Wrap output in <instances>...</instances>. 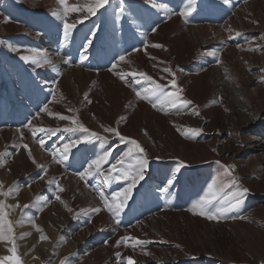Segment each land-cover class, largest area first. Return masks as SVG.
<instances>
[{
    "label": "rangeland",
    "instance_id": "1",
    "mask_svg": "<svg viewBox=\"0 0 264 264\" xmlns=\"http://www.w3.org/2000/svg\"><path fill=\"white\" fill-rule=\"evenodd\" d=\"M4 1L6 10L0 9V12L19 27L6 32L0 23V131H3L0 134V264H16V258L19 264H32L35 259L37 264H127L128 257L132 258L133 264H236L229 255L231 258L228 260L221 257L220 250L223 252V249L231 247L221 231L214 232V239L212 235H205L212 256L205 251L197 253L196 248L204 247V239L195 220L191 219V222L198 232L195 234L192 230L188 236L182 234L184 227L180 226L184 222L180 215L193 208L194 199L188 194L190 187L185 188L187 193L179 195L177 201L164 193L163 198H169L161 200L162 194L150 189L152 183L157 188L167 186L177 162L183 161L175 151V147H179L176 143L182 138L183 142L190 144L194 153L205 150L199 145L210 146L211 141L216 140L217 150L209 149L205 157L217 155L223 160V174L227 168L236 180L244 183V188L249 189L240 205L229 212L239 213L242 209L245 215L250 213V218L258 224L262 222L263 228L260 225L259 230L250 227L249 234L241 233L242 239L233 233L232 238L243 258L246 256L251 264H260L256 258L249 256L244 245H254L256 242L250 236L260 239L264 230V0H230L227 4L223 0H175L170 17L188 10L190 15L185 20L190 28L209 27V35L204 31L200 37L196 36V46L192 47L193 50L199 48L208 65L202 67L196 64L194 67H198L199 71H194V67H183V71L189 72V82L191 77H200L223 60V69L209 78L214 88V100L210 99L214 103L207 105L206 111H213L219 106L223 119L219 122L217 116L210 115L208 119L204 117L205 124L202 126H185L193 135L200 131V137L194 141L188 139L189 135L183 137L178 127L164 125L163 131L158 132L162 143L170 148L169 155L165 156L160 154L154 140V145L150 143L146 119L133 123L131 103L125 102L123 109L106 111L98 106L102 101L101 95L108 94L107 89L102 88L108 87L111 82H118L119 76L115 71L119 65L127 74L118 57L126 56L127 48L133 42L137 43L134 38L140 29L147 30L140 23L137 26L141 27L135 28L138 16L133 18V15L149 16L150 6L143 7L132 0H123L127 11L121 14L120 7L117 9L116 6H121L122 0H109L106 9L98 10L107 17L99 28L100 36L112 37L124 24L129 34L126 38L132 42L118 46L116 49L120 51L117 55L109 53L99 68L96 65L88 68V72L76 81L70 78L71 82L75 81L72 84L66 77L67 70L80 67L77 66L78 59L70 66L66 64L65 55L57 56L54 43L61 34L54 32L53 25L60 21V17L52 20L51 17L39 16L36 10L25 12L21 9L24 6H18L11 0H0ZM82 12L87 15L86 9ZM164 23L167 22L160 24ZM214 28L222 29L223 34L220 31L217 34ZM39 30L45 33L37 35ZM88 30L93 31L90 25L82 28L77 35L83 34L81 39L84 36L87 38ZM48 31L54 37L43 43L39 37H44ZM14 43L19 47L33 46L34 43L36 47L46 46L52 63L45 66L40 76H36L38 63L27 61L31 56L20 57L9 53ZM41 50L37 48L36 51ZM113 51L115 48L111 47ZM137 56L144 59L141 53ZM58 57H62L63 71L58 76L47 74L48 67H53ZM107 62L111 65L107 66ZM167 66L172 67L170 63ZM110 67L115 68L113 72L109 71ZM95 68L99 72H92ZM173 73L179 87L186 77L179 76V71ZM151 78L155 80L153 76ZM103 81H107L103 87L97 86ZM189 82L183 89L185 93L192 85ZM134 87L139 89L138 85ZM75 90H79L80 94H76ZM81 101L85 102L87 113L85 106L80 105ZM194 107L197 108L196 115L202 118L204 110L201 104L196 103ZM122 110L128 114L126 118ZM71 118L75 119L74 123L70 122ZM123 121H127L125 126ZM177 125H180L179 122ZM142 128L141 138L132 137L137 135V129ZM122 134L126 140L123 144L116 138ZM142 138L150 141L147 146L153 151L154 158L147 157L145 152H138L135 156L124 157L123 165L113 170L112 165L120 155L126 153L127 148L134 147L130 141L138 143ZM73 141L75 145H72ZM65 144L70 145L69 155L62 160ZM105 151L110 152L109 159L100 164V171H97L92 162ZM143 158L148 160L147 169L150 168L149 172H145L147 180L137 193L130 194L126 207L117 217L110 206L119 203L116 194L123 193L129 183L123 178L113 180L111 177L132 171L134 161L137 163ZM203 159V155L197 153L191 163H184L187 178L191 179L194 174L206 169L201 162ZM171 248L174 252L170 251ZM183 248H189L184 257L180 252Z\"/></svg>",
    "mask_w": 264,
    "mask_h": 264
},
{
    "label": "bare ground",
    "instance_id": "2",
    "mask_svg": "<svg viewBox=\"0 0 264 264\" xmlns=\"http://www.w3.org/2000/svg\"><path fill=\"white\" fill-rule=\"evenodd\" d=\"M15 2L18 6H24L21 9H25V12H36L39 13V16H45L46 18H59L60 21H57L53 25L54 32L60 33V37H58L54 43L57 48V53L59 56L60 54L65 55L67 58L66 64L72 66L74 65L73 61L78 59L77 66L80 67V69L75 67H70L67 70L66 77L69 79L70 83H75L76 79L79 78V76L83 75L87 71L88 68H93L100 65L107 60V55L109 53L116 54L120 51V49H116L118 46L123 45H129L132 40L129 38H126L129 34L127 31H125V25L123 24L116 30V33H113L112 37H106V36H100V30L96 32V39L92 41V46L88 48V51L86 53L87 59L82 60L80 57V52H83L84 50L79 49L81 46L85 45V36L82 38L83 34L81 36H78L77 34L80 33V30L82 28H87L88 25L92 28V30H95V26H100L103 24V22L106 20V15L104 12H98L96 15H89L87 13L83 14L82 9H86L89 7H95V0H67V4H61L60 0H11ZM136 3H139V6L145 5L144 0H132ZM222 0H217V2ZM151 4H156V8H151L149 10V16L143 15L141 17L140 14L133 15V18H136L138 16V22L135 24L136 29L140 28L141 26H144L145 29H138L139 33L135 36L134 42L132 43L129 48H127V55L124 56V60H118L122 61V69L126 70L127 74H125L121 69L120 65L118 67V70L115 71V74L119 76L118 82L110 83L108 87L102 88L107 89L108 94L101 95L102 101L100 102V108L102 111L113 110L115 108L123 109V104L125 102L131 103L130 109H133L131 112L133 123L136 124L137 120H142L143 118L146 119L147 123L149 124L147 127L150 131V141L146 139H139L138 144L141 148L144 149L145 155L149 158H154L153 151L147 146V143H152L153 140L155 141V145L159 147L160 154L162 156L169 155L170 148H167L161 140L160 133L163 131V126L168 125L172 126L176 129L178 127V130L180 133H183V137L189 135L188 139L190 141L197 140L200 134V131L196 132L193 135V132L189 129L190 127L194 126H202L204 123V117L208 119L207 116L214 115L216 119L219 120V122L223 119L221 116L222 109L217 106V108L213 111H208V106L210 104H213L214 102L211 101L214 100L213 98V92L212 89L213 85L209 78H212V76L215 75V73L219 72L221 69H223V60L221 63L215 68L211 67L210 69H207L204 74L199 75L200 77L190 78L189 82V72L183 71L182 68H192L196 64L201 65L202 67H205L208 65V62H206L204 56L198 49H192L196 46L194 38L196 36H201L203 32L207 35H209L208 26H201L198 28H190L187 24V20H185L184 16H181V14H177L174 17H170L169 14L171 11H174L176 1L175 0H149L148 6L151 7ZM172 4V5H170ZM186 5V4H185ZM75 7L78 10L72 11L71 9ZM120 6L117 5L116 8L118 9ZM190 7V6H189ZM188 8V7H187ZM0 9L6 10V2H0ZM100 10V9H99ZM156 11V13L153 14V12ZM35 12V13H36ZM55 13V15H53ZM113 14V12H112ZM121 16V15H120ZM136 16V17H135ZM99 20V21H95ZM171 21L170 23H168ZM76 23V28L72 31V40L68 44H65L62 42V26L64 23ZM163 22H167L164 24H160ZM0 23L2 24L3 30L6 32L13 31L16 27H19L15 22H12L5 18V15L0 12ZM140 23L141 26L138 27L137 24ZM36 25V20L34 22ZM118 24L120 25V22L118 21ZM153 24L156 25L157 28L153 30L151 27ZM160 24L159 26H157ZM170 25V26H169ZM128 27V25H126ZM131 26H133L131 24ZM168 26V27H167ZM59 27V29H57ZM215 31L222 32L221 30L214 28ZM149 30H152L149 31ZM45 33V31H42ZM41 30H39L36 34L40 35L43 34ZM90 31H87V35H89ZM223 34V32L221 33ZM237 35V34H236ZM51 37H54L51 32H47L44 37L40 36L39 40L43 39V43L49 42V39ZM44 38L47 40L44 41ZM146 43V44H145ZM39 44V43H38ZM162 45V47H155L154 45ZM48 45V44H47ZM20 46V45H19ZM17 46V43L11 47H13L10 50V54H18L21 56H31L30 59L27 61H31L34 64L38 63L36 76H40V74L43 72V70L46 68V65H50L52 63L51 59L48 58L47 55V49L46 46L39 47L34 43L33 46L28 47H19ZM111 47L115 48V51L111 52ZM37 48H42L41 51H36ZM53 48V47H52ZM133 49H138L133 50ZM143 56L144 59H139V55ZM166 54V55H165ZM62 55V56H63ZM56 56V57H57ZM55 61V64L53 67H48L47 71L49 75H55L58 76L63 70L61 69V63H62V57H58ZM119 58V57H118ZM33 60V61H32ZM144 60V63L142 64V61ZM124 61V63H123ZM136 62L135 63H133ZM26 62V61H25ZM73 63V64H72ZM171 64V69L168 68L167 64ZM107 66H110L111 63L107 62ZM57 65V66H56ZM168 68L169 72H164L163 69ZM180 68V69H179ZM115 69V68H114ZM114 69H109L110 72H113ZM99 69L95 68V71L92 70V72H99L97 71ZM194 71H199L198 67H194ZM54 71V72H53ZM178 72L179 76H185L186 78L181 81V85L178 87H173L170 83V81L174 78L172 75L173 72ZM60 72V73H59ZM88 72V71H87ZM189 75V76H187ZM155 79L154 81L156 83H160L162 85H165V88L162 92L157 93L156 95H153L150 97V99H141V96L144 95V89H151L153 87V79L151 81L145 79L146 77H151ZM194 76V75H193ZM123 77V79L121 78ZM130 77V78H129ZM70 78H74V82L70 81ZM23 79V78H22ZM134 80V81H133ZM137 80L140 81V83H137ZM192 85H190L186 89V93L183 91L185 89L184 87L187 86L188 82ZM107 81H103V83H98L97 86L103 87ZM134 85H138L139 89H136ZM101 89V90H102ZM168 89H171V91H167ZM76 94H80V91H74ZM140 92V96H137L136 93ZM51 93V92H49ZM74 93V94H75ZM170 93H176L177 96L180 97L183 101H189V96L191 94L192 100L190 104H181L179 101L176 102V106H172V100L174 97L170 95ZM185 93V94H184ZM52 94V93H51ZM71 94V93H70ZM53 95V94H52ZM73 97V96H72ZM68 98V97H67ZM65 100V98L63 99ZM196 103L201 104V107L203 108L204 112H202V118L199 115H196L197 108L194 107ZM94 103H92L93 105ZM80 105L82 107L85 106V102L81 101ZM96 105V103H95ZM155 105V106H154ZM107 107V108H106ZM91 108V107H90ZM185 108V110L181 109ZM181 109V110H180ZM70 111V109H68ZM86 113L87 108L85 106ZM127 112V113H130ZM183 114V116H182ZM122 115L124 118L128 116V114L124 113L122 110ZM212 118V117H211ZM209 117V119H211ZM67 119V118H66ZM175 119V120H174ZM71 123L75 122V119H70ZM217 120V121H218ZM67 122V121H66ZM177 122H179V126L177 125ZM206 122V121H205ZM127 121H123L124 126L126 125ZM122 124V125H123ZM192 124V125H190ZM205 124V123H204ZM123 126V128H124ZM185 126H189V128H184ZM128 130V126L126 127ZM142 129H137V135H133L134 138H141L140 132H144ZM159 130V132H158ZM2 134L3 131H0ZM111 137V135H110ZM120 137H124L125 135H120L116 138H119V142L123 144L126 140L121 139ZM128 138V137H127ZM220 139V138H219ZM153 144V143H152ZM179 147H175L176 154L178 155L183 163H191V159L195 158V154H201L203 155V160L201 161L206 165V169L201 171L199 174H194L193 177L187 178V176L184 174L185 169L184 167H180V162H177V166L173 169V174L169 177V181L167 183V186L162 188H157L154 186V183L150 185V189L158 190V192L161 195L162 199H167L171 197L173 201L179 200V195L187 193L185 190L186 187H190L188 194L192 199H194L193 205L197 204L200 201L203 200H212L213 201V207L209 210L215 211L216 208H228L229 200H230V194L231 192L235 191L237 187L244 188V183L239 182L236 180L230 172L225 170V173L223 174V160L218 158L217 155H212L210 157H205V155L209 152V149L211 150H217V144L218 142L216 140L211 141L210 146L208 145H199L200 148L205 149L204 151H199L197 153H194L192 151V148L189 143L183 142L182 140H179L176 143ZM154 145V144H153ZM134 149L133 156H135L139 151L135 150V147H131ZM102 149V148H101ZM103 150V149H102ZM128 148L125 150L127 152ZM101 152V151H100ZM102 154V153H101ZM132 157V156H131ZM124 158V153L120 155L119 159ZM167 158V157H166ZM118 159V160H119ZM190 160V161H189ZM219 161V163H217ZM132 162V161H131ZM194 162V161H193ZM135 165L136 162L134 161ZM196 163V162H194ZM192 166V165H189ZM151 167V166H150ZM147 171H150V168L147 169ZM199 177L200 180H196V178ZM147 178V175L145 174V180ZM145 180L140 181L136 188L132 190L131 193H137L140 189L141 184L145 182ZM190 180V181H188ZM231 185V187H229ZM175 190V191H172ZM163 193L166 196H169L167 198H163ZM246 194L244 195V197ZM104 200V199H103ZM104 203V202H103ZM167 203V202H166ZM105 204V203H104ZM200 209L199 207L193 209L188 212L181 213V219L183 220L184 224L180 226V228L184 227L183 233L184 235H189L191 233L190 231L194 230V233L198 232L196 226H193L191 219L195 220L197 223V226L201 229L202 234L201 237L204 239V247L199 246L200 248H196L198 251L197 253H201L205 251L209 256H212V252L210 250V247L207 246V243L205 241V235L215 238V235L213 236L214 232H220L222 233V236L226 238V241L230 242L231 247H228L226 250L223 249V252L220 250L221 257H223V260H228L229 258L233 257L234 262L236 264H251L249 263V260L246 256L244 258L237 250L236 244L233 242L232 233L238 236L240 239H242L241 233H248L249 234V228L254 227L257 230H259L262 227V222L258 224L254 221L250 213L247 215L244 214V210L239 209V213H232L227 211L225 214L218 216L217 219L209 220L205 215L199 214ZM248 216V217H247ZM102 215L100 216V218ZM245 222H251L254 224H245ZM161 228L163 226L159 224ZM212 226V227H211ZM264 226V225H263ZM217 227V228H214ZM192 228V229H191ZM205 229H208L209 231H206ZM209 232V234H206ZM263 237L259 239V237H256L255 235H251L250 237L253 238V242H256L254 245L249 246L245 244V248L248 250L247 253H249L250 257L256 258L260 264H264V230H262ZM181 234V235H182ZM180 235V236H181ZM203 235V236H202ZM217 236V235H216ZM181 238V237H180ZM181 242V241H180ZM1 245V244H0ZM182 245V244H181ZM185 247V246H184ZM225 248V247H224ZM189 248H183L180 249L181 256L184 257L187 254V250ZM219 249V248H218ZM177 250V249H176ZM171 252H174L173 249H170ZM227 251V252H225ZM231 257H229V256ZM57 262V260H56ZM32 264H37V260L35 259Z\"/></svg>",
    "mask_w": 264,
    "mask_h": 264
},
{
    "label": "snow or ice",
    "instance_id": "3",
    "mask_svg": "<svg viewBox=\"0 0 264 264\" xmlns=\"http://www.w3.org/2000/svg\"><path fill=\"white\" fill-rule=\"evenodd\" d=\"M145 5L147 6L149 3V0H144ZM230 0H223L224 4L229 3ZM61 4H67V0H60ZM107 5H109V0H95V7H89L87 8V13L89 15H96L97 11L99 9H106ZM157 5L156 4H151V7L149 8V10H151V8H156ZM72 11H77L78 9L73 7L71 9ZM119 11L121 14L125 13L127 10L123 7V0L121 3V6L119 8ZM181 16H184L185 18H187L190 15V11L185 10L183 12L180 13ZM53 15H55V13H53ZM153 28V30L156 28V25L153 24L151 26ZM76 28V23H64L62 26V42L65 44H68L70 42V40H72V31ZM99 25L95 26V30L90 31L88 37L85 40V45L82 47V49L84 50L83 52H80V57L82 60H86L87 59V51L88 48L92 46V41L94 39H96V32L99 31ZM155 47H162V45H154ZM133 50H137L138 49H133ZM22 59H26V57H22ZM120 60H124V56L121 55L119 57ZM113 67H115V64H113ZM164 72H169L170 70L168 68H164L163 69ZM173 76L175 75L174 73L172 74ZM123 79V77H121ZM145 79L151 81L152 78L151 77H146ZM137 83H140L139 80H137ZM153 83V87L151 89H144V95L141 96V99H150L151 96L156 95L159 92H162L163 89L165 88V85H162L160 83H156L155 81H152ZM171 85L173 87H176V80L172 79L170 81ZM137 96H140V92L136 93ZM170 95L172 97H174V99L172 100V106L175 107L176 106V102L179 101L181 104H190L191 101H183L180 99L179 96L176 95V93H170ZM61 119H64V117H61ZM43 131V129L41 130ZM117 135H119V133H117ZM96 139H100V137L96 136ZM121 139H125L124 137H120ZM106 139V137L104 138ZM75 141L72 142V145H75ZM130 143L132 145H134L135 150L139 151L140 153L144 152V149L140 147V145L135 141V140H131ZM41 144H43V141H41ZM69 148L70 145L69 144H65L63 147V151H62V156L61 159L62 160H66L68 158L69 155ZM133 148H128L127 152L124 153V157H130L133 155ZM110 156V152L105 151L103 153V155L99 156L97 159H94L92 163H94L97 166V171H100V164L105 163L108 161ZM217 163H219V161H217ZM123 165V158L117 160V162L115 164L112 165V169H116L117 166ZM147 166H148V160L146 158L143 159H139L137 160V163L134 167V169L132 171H125L122 174H117L111 177V179L113 180H119L121 178H123L124 180L128 181L129 183V187L126 188L124 190L123 193H117L116 196L119 198V203L114 205V206H110V210L117 216L119 217V215L122 213L123 209L126 207V202L129 199V196L132 192V190L134 188L137 187L138 183L140 181L145 180V172L147 170ZM184 163L180 162V167H184ZM89 167H91V164L89 165ZM171 182V181H169ZM231 187V185L229 186ZM249 192V189L247 188H240L237 187V189L233 192H231L230 194V200H229V204H228V208H216L215 211H211L209 210L210 208L213 207V201L212 200H203L198 202L197 204L193 205V209L199 207L200 215H205L207 217V219L209 220H214L217 219L218 216L225 214L227 211L231 210L232 208L238 207L240 205V203L242 202V199L244 197L245 194H247ZM27 207V205L25 206ZM190 211L192 209H189ZM117 223H119V219H117ZM120 243V242H118ZM138 243H149L148 241H138ZM13 252L15 253V249H13ZM7 259H11V258H7ZM16 264H19V259L16 258ZM127 264H133L132 258L128 257L127 258Z\"/></svg>",
    "mask_w": 264,
    "mask_h": 264
}]
</instances>
